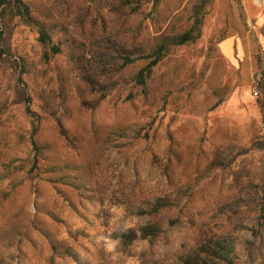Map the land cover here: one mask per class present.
Returning a JSON list of instances; mask_svg holds the SVG:
<instances>
[{
    "label": "rangeland",
    "instance_id": "374dc122",
    "mask_svg": "<svg viewBox=\"0 0 264 264\" xmlns=\"http://www.w3.org/2000/svg\"><path fill=\"white\" fill-rule=\"evenodd\" d=\"M255 1L0 7V264H264Z\"/></svg>",
    "mask_w": 264,
    "mask_h": 264
},
{
    "label": "trees",
    "instance_id": "16d2710c",
    "mask_svg": "<svg viewBox=\"0 0 264 264\" xmlns=\"http://www.w3.org/2000/svg\"><path fill=\"white\" fill-rule=\"evenodd\" d=\"M0 7L6 8V9L8 8L10 13L24 19V21L27 23L33 22L29 7L23 2V0H0ZM40 39L42 42L47 43L49 41V36L45 31L41 30ZM191 40H192L191 33H186L180 37L177 44L178 45L185 44ZM52 49L54 53H58V50H56V48H52ZM154 53H156L155 56H152V57H155L154 60L150 62L146 67H144L138 74L137 80L141 85H145L147 79L152 74L153 67L156 66L163 58L165 54V48L159 47ZM258 85H260L263 91V96H264V75H263V82H258ZM256 96L259 100L260 98L259 92L258 94H256ZM259 103H260V108L263 110L264 109V98H263V101L259 100Z\"/></svg>",
    "mask_w": 264,
    "mask_h": 264
},
{
    "label": "crops",
    "instance_id": "0c3cea01",
    "mask_svg": "<svg viewBox=\"0 0 264 264\" xmlns=\"http://www.w3.org/2000/svg\"><path fill=\"white\" fill-rule=\"evenodd\" d=\"M242 5L244 10H262L261 7L255 0H242ZM230 46L231 42L226 41V46Z\"/></svg>",
    "mask_w": 264,
    "mask_h": 264
}]
</instances>
